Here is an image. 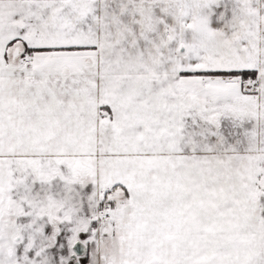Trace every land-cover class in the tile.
<instances>
[{"label": "snow or ice", "instance_id": "1", "mask_svg": "<svg viewBox=\"0 0 264 264\" xmlns=\"http://www.w3.org/2000/svg\"><path fill=\"white\" fill-rule=\"evenodd\" d=\"M0 264H264V0H0Z\"/></svg>", "mask_w": 264, "mask_h": 264}]
</instances>
